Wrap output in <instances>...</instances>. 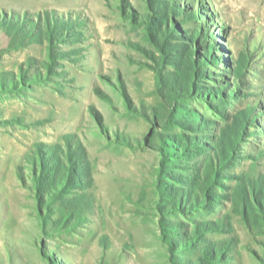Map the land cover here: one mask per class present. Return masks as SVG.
<instances>
[{
	"label": "rangeland",
	"instance_id": "rangeland-1",
	"mask_svg": "<svg viewBox=\"0 0 264 264\" xmlns=\"http://www.w3.org/2000/svg\"><path fill=\"white\" fill-rule=\"evenodd\" d=\"M0 264H264V0H0Z\"/></svg>",
	"mask_w": 264,
	"mask_h": 264
}]
</instances>
